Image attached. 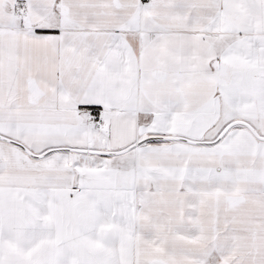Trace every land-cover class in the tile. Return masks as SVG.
<instances>
[{"label": "snow or ice", "instance_id": "1", "mask_svg": "<svg viewBox=\"0 0 264 264\" xmlns=\"http://www.w3.org/2000/svg\"><path fill=\"white\" fill-rule=\"evenodd\" d=\"M0 264H264V0H0Z\"/></svg>", "mask_w": 264, "mask_h": 264}]
</instances>
